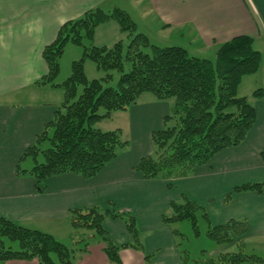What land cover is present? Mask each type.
I'll list each match as a JSON object with an SVG mask.
<instances>
[{
  "label": "crops",
  "instance_id": "0c3cea01",
  "mask_svg": "<svg viewBox=\"0 0 264 264\" xmlns=\"http://www.w3.org/2000/svg\"><path fill=\"white\" fill-rule=\"evenodd\" d=\"M116 1L0 0V216L30 228H48L52 234L61 231L73 240L71 209L93 205L106 209L112 202L115 209L133 213L146 234L144 251L133 247L121 249L120 264H180L174 227L164 223L162 215L169 211L172 200L186 195L206 207L213 224L233 218L247 219L250 230L246 244L257 252V244L264 247L261 241L264 192H235L231 200H225V196L238 185L264 180V95L253 101L257 116L244 141L219 151L188 176L148 179L135 169L140 158L153 151V131L164 126V118L170 112L168 101L155 100L150 94H143L140 102L121 111L128 114L132 146L129 144L97 175L91 178L76 173L54 175L46 179L42 192L38 191L34 176L17 175L16 165L23 152L53 118L64 96L62 88L38 85L48 71L43 49L56 38L65 21L93 7L111 10ZM136 3L139 21L134 9L127 10L138 29L141 22H147L149 27L159 24L162 32L169 30L177 35L166 45H157H180L195 56L214 59L221 43L239 35L253 36L255 48L263 53V62L258 72L243 78L237 91L238 95L248 97L259 88L264 91V0H136ZM119 38L130 36L121 31L114 19L96 28L97 45H109ZM72 45H67L62 58L69 51L81 52ZM255 75L262 82L258 79L250 86L247 82ZM113 119L114 116L108 120ZM169 182L172 187H168ZM104 226L116 244L131 241L122 219L106 216ZM230 245L217 246L213 253L229 249ZM145 253L154 254V258L147 261ZM0 263L38 264L34 260L16 259H0ZM78 264L110 263L103 246L94 244Z\"/></svg>",
  "mask_w": 264,
  "mask_h": 264
},
{
  "label": "trees",
  "instance_id": "16d2710c",
  "mask_svg": "<svg viewBox=\"0 0 264 264\" xmlns=\"http://www.w3.org/2000/svg\"><path fill=\"white\" fill-rule=\"evenodd\" d=\"M112 19L119 23L122 32L128 33L130 41L126 43L125 38H119L109 45H97L96 28ZM68 44L81 47L83 55L72 62L71 74L57 81ZM42 55L48 71L38 85L62 88L64 96L53 118L46 122L16 165L17 175L35 177L39 192L44 191L45 181L51 176L76 173L91 178L115 159L128 140L121 137V129L104 130L98 123L119 111H127L140 102L143 94L169 101L171 107L164 126L153 131V151L140 158L135 169L145 178L167 180L188 176L219 151L241 144L256 120L253 101L264 95L263 88L255 90L251 97L240 96L237 91L243 78L258 72L263 62V53L255 48L253 36L239 35L221 43L214 59L199 57L180 45L151 43L145 33L138 31L129 11L120 6L111 10L93 7L65 21ZM87 59L104 71V76L89 78ZM115 72L119 77L112 84ZM262 156L264 159V152ZM28 157L35 162L33 167L22 168L21 162ZM168 187H172V182ZM243 191L263 193L264 180L236 186L225 200ZM200 215L207 221V235L218 246L231 244L237 250H220L213 256L200 258L199 264H264V256L247 251L250 224L245 218L213 224L203 204L183 195L171 201L162 221L174 227L188 220L195 233H199ZM69 216L72 246L52 233L0 216V259L37 258L40 264H78L92 245L100 243L109 263L120 264L121 249L133 247L144 251V245L138 242L136 216L115 209L112 202L106 209L99 205L73 208ZM106 216L125 222L130 242L122 245L114 242L104 226ZM174 234L181 238L183 235L177 227ZM7 239L17 241L19 248L6 246ZM179 249L180 264H185L187 251ZM151 256L145 253L147 261Z\"/></svg>",
  "mask_w": 264,
  "mask_h": 264
},
{
  "label": "rangeland",
  "instance_id": "374dc122",
  "mask_svg": "<svg viewBox=\"0 0 264 264\" xmlns=\"http://www.w3.org/2000/svg\"><path fill=\"white\" fill-rule=\"evenodd\" d=\"M115 6H120L121 8L124 9H134L135 13H136V18L137 21H139L140 19V15L137 13V11L135 10L136 6V0H117L116 2H113ZM115 6H111V8H114ZM145 31L148 34H146L148 36V38L150 39L151 43L154 44H163L166 45V43H169L168 41H173V37L175 35H177L176 33L174 34L173 31H169L166 30L164 32L161 31V28H159V24L157 25H152L151 27L147 26V22H141L140 24V29H138V31ZM126 43H128L130 41V39H126L124 40ZM73 48H76L77 50H81L80 53H73L72 51L67 52L63 58H61V73L60 75L57 77V81H61L66 79L72 71V62L78 58H80L83 55V49L77 45H72ZM129 68V65H127V69ZM86 74L89 78H100L102 76H104V71H100L97 69L95 63L91 60V59H87L86 61ZM115 77L114 80L112 82V84L116 83L119 77V74L117 72H115ZM259 75H255L253 77L250 78H254V79H249L251 80L250 82L248 81L247 83L251 86L250 83H254L255 81H257L259 79L258 77ZM259 83H261V79L258 80ZM262 85H260L261 87ZM259 87V86H257ZM263 87V86H262ZM82 87H80V91H81ZM147 96V93L144 94ZM143 95V96H144ZM169 102V101H168ZM102 110V109H101ZM114 119L112 121L110 120H105L103 123H98V127L101 126L103 128H119L121 129V137L125 140H128V145L130 144V146H132L131 143V134H130V130L131 127L129 125V120H128V114L124 113V112H117L114 115ZM126 121H128V126L126 124ZM127 145V146H128ZM127 146L124 148L127 149ZM123 151V150H122ZM121 151V152H122ZM42 158V157H40ZM35 162H33L31 157H28L26 159V162H21V167L25 168V169H30L31 167H33ZM114 207V204H113ZM46 228V226H43ZM138 230H139V236H138V242L141 245H144V249H145V238H146V234H144V232L141 230V228H139V225L137 224ZM174 227H177V229L179 230V232H181L182 238L181 237H176V241L177 243H181L180 247L183 250H186L187 253V258H186V262L185 264H199L198 260L202 257H210L215 255L213 253V251L215 249H217L218 244L207 235V221L200 215L199 216V220H198V230L199 233H195L192 224L190 221L188 220H183L180 221L177 225H175ZM43 230V229H42ZM45 232L50 233V231H48V228H46L45 230H43ZM54 231V230H53ZM54 233V232H53ZM58 240L62 241L63 243H65L68 246H72L74 239L72 240L69 236H67L66 234H63L61 231H57L55 232V234H53ZM57 235V236H56ZM262 242H264V239H261ZM134 242H137L134 240ZM139 244V245H140ZM96 245H101L100 243H97ZM6 246H11L13 249H18L19 248V244L17 241H10V240H6ZM178 247V248H180ZM128 248H132V247H128ZM235 246L229 248V250L234 251L235 250ZM143 249V250H144ZM257 252H253V250L251 249V247H247V251L248 252H253L256 254H259L261 256H264V247L259 246V244H257ZM237 250V248H236ZM149 255H152L150 257L149 260H151L152 258H154V254H150L147 253ZM16 260H21V259H16ZM31 260H34L36 262L39 263V260L37 258H33ZM181 263V262H180ZM2 264V263H0ZM149 264H151V262H149Z\"/></svg>",
  "mask_w": 264,
  "mask_h": 264
}]
</instances>
